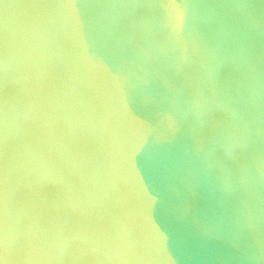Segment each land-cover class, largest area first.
Instances as JSON below:
<instances>
[{
    "label": "water",
    "instance_id": "1",
    "mask_svg": "<svg viewBox=\"0 0 264 264\" xmlns=\"http://www.w3.org/2000/svg\"><path fill=\"white\" fill-rule=\"evenodd\" d=\"M77 43L122 90L129 118L184 110L185 129L130 156L146 204L145 227L167 264H264V0H14ZM199 81L215 84L214 118L242 141L232 162L223 139L195 154L189 107ZM88 99L75 70L53 81ZM103 119L104 86L94 87ZM94 148L115 145L102 129ZM227 161L223 171L217 162ZM146 163L149 165L146 167Z\"/></svg>",
    "mask_w": 264,
    "mask_h": 264
},
{
    "label": "clouds",
    "instance_id": "2",
    "mask_svg": "<svg viewBox=\"0 0 264 264\" xmlns=\"http://www.w3.org/2000/svg\"><path fill=\"white\" fill-rule=\"evenodd\" d=\"M41 13L0 0V264H167L161 241L144 225L146 204L129 158L185 129L184 110L163 118H129L122 90L74 40L41 22ZM75 70L88 99L75 102L53 81ZM102 84L106 116H96ZM189 111L195 154L223 139L232 162L242 141L230 122L214 118L199 81ZM102 129L115 145L94 148ZM227 161L217 162L223 171ZM149 165L146 163V167Z\"/></svg>",
    "mask_w": 264,
    "mask_h": 264
}]
</instances>
